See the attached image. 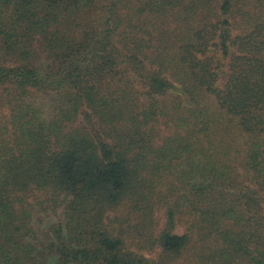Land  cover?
<instances>
[{"label":"trees","instance_id":"1","mask_svg":"<svg viewBox=\"0 0 264 264\" xmlns=\"http://www.w3.org/2000/svg\"><path fill=\"white\" fill-rule=\"evenodd\" d=\"M0 264H264V0H0Z\"/></svg>","mask_w":264,"mask_h":264},{"label":"rangeland","instance_id":"2","mask_svg":"<svg viewBox=\"0 0 264 264\" xmlns=\"http://www.w3.org/2000/svg\"><path fill=\"white\" fill-rule=\"evenodd\" d=\"M226 61H224V63H225ZM185 229H186V227L185 226H183V225H179L178 226V229H177V232H179V233H183L184 231H185Z\"/></svg>","mask_w":264,"mask_h":264}]
</instances>
